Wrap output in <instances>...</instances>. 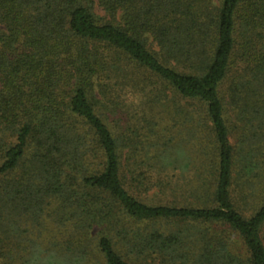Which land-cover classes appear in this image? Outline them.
<instances>
[{"label":"trees","instance_id":"16d2710c","mask_svg":"<svg viewBox=\"0 0 264 264\" xmlns=\"http://www.w3.org/2000/svg\"><path fill=\"white\" fill-rule=\"evenodd\" d=\"M116 86L140 93L148 114L110 100ZM158 109L211 126L201 167L213 182L198 176L195 204L149 205L128 190H147L141 168L187 158L154 130ZM233 110L250 135L239 149ZM262 170L264 0H0L3 259L31 225L64 253L46 248L43 264H264V200L244 217L232 197Z\"/></svg>","mask_w":264,"mask_h":264},{"label":"rangeland","instance_id":"374dc122","mask_svg":"<svg viewBox=\"0 0 264 264\" xmlns=\"http://www.w3.org/2000/svg\"><path fill=\"white\" fill-rule=\"evenodd\" d=\"M217 1L218 0H213L214 4H217ZM158 88H160V86H158ZM226 89L227 84L222 88L224 98H226ZM111 92L110 100L117 101L120 105H125L130 114L138 113L139 116H142L144 105H140V93L131 87L120 88L117 86L115 88L112 87ZM224 103L226 105V100ZM226 107L228 108V106ZM146 108L147 109L144 110H147L148 114V107L146 106ZM160 112L161 109H158L152 117V121H157V124H159L158 127H154V130L159 131L161 137H166H164L165 142L172 141V143H180L182 146L181 148H184L181 150L185 152L184 156H187V158H182L179 164L169 168L166 173H161L155 168H141L142 171L146 172L147 177H149V181H146V185L148 184L147 190L144 191L145 188H139L138 191L130 187H128V190L139 201L149 205L195 204L198 201H196L193 196L196 195L194 193H188V191L192 185L197 186L196 182H200L198 176L203 182L205 180L210 181V183L213 182L205 169L201 167L202 163H204L205 166L208 165L212 158L210 156L213 154V135L211 126L207 121L206 123L201 121L202 124H186L176 119L174 116H163ZM236 116L235 110L229 112L228 126L232 143L239 149L244 144V139H246L244 137L250 138V135L248 131L243 129V124ZM143 120L145 121V119ZM197 120L198 119H196V121ZM131 122L133 121L131 120ZM143 124V121L136 124V127L140 128L141 139L143 141L153 140L154 137L147 133L148 128L144 130L140 127L147 126V123ZM161 137L159 139H161ZM200 146L203 147V149H201ZM246 148L249 149L248 147ZM184 160L186 161V168L182 170L181 164ZM185 165L182 164L184 167ZM260 172L261 178L258 180L253 176L254 180L252 183L244 185L241 181H237L232 187V197L235 208L244 217L252 216L264 200V170ZM159 182L161 183V189L157 187ZM168 182L169 185L167 186ZM196 192L198 193L199 191ZM199 202L201 203V201ZM24 227L28 229V233L21 234V232H19V236L17 234L10 235V239L13 243V245H11V253L7 259L0 257V264H43V258L45 257L47 249L54 257L64 255V253L59 254L58 248L56 249L53 241H51L52 233L50 231L42 229L37 230L31 225L23 226V228ZM52 227H55L54 220ZM30 241H33L32 244L29 243ZM235 246L236 250L240 249L241 251L240 245Z\"/></svg>","mask_w":264,"mask_h":264}]
</instances>
